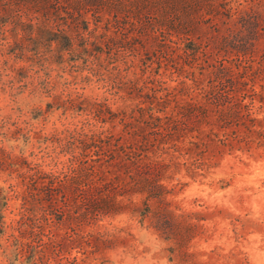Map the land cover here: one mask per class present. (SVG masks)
I'll return each instance as SVG.
<instances>
[{"label": "rangeland", "instance_id": "obj_1", "mask_svg": "<svg viewBox=\"0 0 264 264\" xmlns=\"http://www.w3.org/2000/svg\"><path fill=\"white\" fill-rule=\"evenodd\" d=\"M45 1L101 51L13 72L0 0V264H264V0Z\"/></svg>", "mask_w": 264, "mask_h": 264}, {"label": "trees", "instance_id": "obj_2", "mask_svg": "<svg viewBox=\"0 0 264 264\" xmlns=\"http://www.w3.org/2000/svg\"><path fill=\"white\" fill-rule=\"evenodd\" d=\"M12 6H18V8H26L31 14L42 13L45 16V20L36 24L33 20H23L21 17L15 21L12 30V36L14 37V42L11 47L17 49L21 52V57H17L16 61H21L17 68L12 69L13 72H28V69L33 66L45 67V72H51L52 66H62L63 67L70 60L65 55L66 53L75 54L77 58L74 62H85L90 56H94L95 53H100V48L96 44L97 40H88L83 33L88 29L86 27L87 23L81 22L78 24H73V22H68L67 27L61 29L57 24H52V19L56 16L61 17L63 14L58 10L57 14H54L51 7L47 5L45 0H10ZM150 1V0H149ZM75 8H71L73 14ZM7 10H5L6 12ZM4 12V13H5ZM8 17L4 14L0 15V26L6 25ZM85 23V24H84ZM23 33L25 40L28 41L26 44L21 36ZM82 33V34H81ZM76 35H81V41L76 40ZM2 46H5L2 44ZM30 50L32 55L28 56L26 52ZM186 52L196 55V47H185ZM166 52V51H165ZM45 53V54H44ZM2 55H4L2 53ZM62 71V72H64ZM133 86H135V82ZM36 93V92H35ZM34 93V94H35ZM156 102H152V106ZM97 105V103H94ZM149 110L148 107L141 106L138 108L139 113L145 118L146 112ZM153 118L160 119L159 116L151 114ZM89 140H84L83 144L85 146V151L89 147L93 146Z\"/></svg>", "mask_w": 264, "mask_h": 264}]
</instances>
